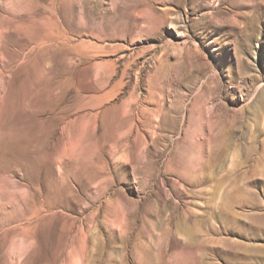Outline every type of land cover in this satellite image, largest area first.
I'll list each match as a JSON object with an SVG mask.
<instances>
[{
  "label": "rangeland",
  "instance_id": "obj_1",
  "mask_svg": "<svg viewBox=\"0 0 264 264\" xmlns=\"http://www.w3.org/2000/svg\"><path fill=\"white\" fill-rule=\"evenodd\" d=\"M0 264H264V0H0Z\"/></svg>",
  "mask_w": 264,
  "mask_h": 264
}]
</instances>
